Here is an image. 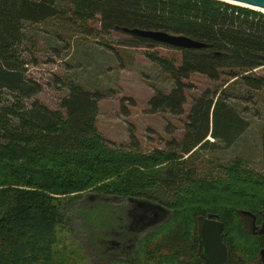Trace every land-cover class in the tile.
Masks as SVG:
<instances>
[{
  "label": "trees",
  "instance_id": "16d2710c",
  "mask_svg": "<svg viewBox=\"0 0 264 264\" xmlns=\"http://www.w3.org/2000/svg\"><path fill=\"white\" fill-rule=\"evenodd\" d=\"M56 19L81 27L98 21L102 33H123L122 44L138 49L172 47L125 29L165 31L206 44L178 49L180 67L150 55L175 82L171 94L152 99L153 110L182 114L184 81L194 74L218 83L213 94L194 102L183 141L152 153L116 147L98 130L97 95L75 84L62 110L37 100L29 106L43 87L27 75L28 28ZM261 68L264 14L218 0H0V264H84L81 251L61 238L72 220L82 221L101 257L97 264H206L199 235L210 214L224 224L225 264L258 258L264 238L252 235L249 224L256 217L261 223L264 215V134L262 172L240 160L217 174H201L191 159L201 150L231 148L249 129L228 101L241 96L238 87L264 89V77L256 74ZM90 192L101 198L86 203ZM114 198L127 204L114 205ZM131 199L162 207L166 220L137 238ZM115 232L132 253L104 256Z\"/></svg>",
  "mask_w": 264,
  "mask_h": 264
},
{
  "label": "rangeland",
  "instance_id": "374dc122",
  "mask_svg": "<svg viewBox=\"0 0 264 264\" xmlns=\"http://www.w3.org/2000/svg\"><path fill=\"white\" fill-rule=\"evenodd\" d=\"M101 29L98 21L81 27L62 19L28 28L23 52L28 63L27 75L43 87L42 92L28 105L37 100L52 110H62L61 103L69 97L70 86L75 84L97 95L98 130L116 147L152 153L171 149L176 146L173 142H182L194 102L207 92L213 94L218 83L194 74L184 81L188 88L182 114L153 110L152 99L160 93L171 94L175 82L150 55L173 61L176 67H180L182 52L165 46L153 49L127 47L122 44L126 35L116 32L106 34ZM256 74L264 77V68L257 70ZM238 89L237 95L241 96L230 99L228 103L249 121V129L231 148L198 151L191 164L201 174H217L220 166L240 160L253 171H263L264 89ZM208 140L215 142L212 137H208ZM100 198L90 192L83 200L88 203ZM126 204L125 200L116 199L114 202L117 206ZM154 212L148 213V218L153 217ZM132 227L138 233L137 238L141 235L145 237L152 228L139 222ZM61 238L73 250L81 251L85 257L84 264L99 262L97 259L101 257H96L81 220H72L69 229L61 233ZM109 248L110 245H104V256H109ZM133 251V248L129 250L130 253Z\"/></svg>",
  "mask_w": 264,
  "mask_h": 264
},
{
  "label": "water",
  "instance_id": "95a60500",
  "mask_svg": "<svg viewBox=\"0 0 264 264\" xmlns=\"http://www.w3.org/2000/svg\"><path fill=\"white\" fill-rule=\"evenodd\" d=\"M228 4H242L248 7H255L264 10V0H218ZM238 6V5H237ZM252 10V9H251ZM125 33L136 35L146 39H150L156 43L170 46L180 50H197L206 48V44L193 40L189 37L182 35H175L165 31L154 30H124ZM133 209L132 214L136 213L133 217L136 222L145 223V227H155L163 223L167 218V211L160 206L152 203L131 199ZM141 210L142 213H138ZM153 210H156L155 212ZM154 212L153 217L148 218V213ZM158 213H161L160 215ZM135 220L132 224L136 223ZM144 227V228H145ZM224 224L220 222L214 215L210 214L204 219L199 235V250L206 264H225L228 259V250L223 242L222 234ZM261 260L264 262V250L261 251Z\"/></svg>",
  "mask_w": 264,
  "mask_h": 264
},
{
  "label": "flooded vegetation",
  "instance_id": "af4514ba",
  "mask_svg": "<svg viewBox=\"0 0 264 264\" xmlns=\"http://www.w3.org/2000/svg\"><path fill=\"white\" fill-rule=\"evenodd\" d=\"M116 199H118V198H114V199H112V200H114V202H115V200ZM120 201L121 200H123V199H119ZM107 201H110V199H108ZM127 202V201H126ZM119 203V202H118ZM129 203V202H128ZM128 210V209H127ZM129 211V210H128ZM138 213H139V211H138ZM151 213V212H150ZM136 213H134V214H132L133 216L135 215ZM133 216H131L132 217V219L133 220H135V222H136V219H134V217ZM137 223V222H136ZM134 226V225H133ZM202 227V226H201ZM249 231H250V233L252 234V235H254V236H258V237H260V238H264V215H262V221H261V223H259L258 222V218L256 217V218H253V222H251L250 224H249ZM114 234V239H110V240H107L106 241V244L107 245H110L111 246V248H109V250L111 251V250H115L117 253H112V255H116V254H118L119 253V251L118 250H120L121 249V253H123V254H125V253H127V250H130L131 249V247L127 244L126 245V243L127 242H124L123 243V241H121V238H122V236H121V233H117V232H115V233H113ZM119 240V241H118ZM262 250H264V247H262L261 249H260V251H259V256H258V258H253V261H249V262H247L246 264H264V262L261 260V251ZM109 251V252H110ZM228 255H229V253H228ZM229 258V257H228ZM228 260V259H227Z\"/></svg>",
  "mask_w": 264,
  "mask_h": 264
},
{
  "label": "bare ground",
  "instance_id": "6f19581e",
  "mask_svg": "<svg viewBox=\"0 0 264 264\" xmlns=\"http://www.w3.org/2000/svg\"><path fill=\"white\" fill-rule=\"evenodd\" d=\"M235 5H239L241 7H248V6L242 5V4H235ZM249 9H252L254 11H258V12L264 13V10L263 9H259V8H255V7H249Z\"/></svg>",
  "mask_w": 264,
  "mask_h": 264
}]
</instances>
